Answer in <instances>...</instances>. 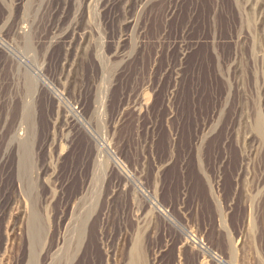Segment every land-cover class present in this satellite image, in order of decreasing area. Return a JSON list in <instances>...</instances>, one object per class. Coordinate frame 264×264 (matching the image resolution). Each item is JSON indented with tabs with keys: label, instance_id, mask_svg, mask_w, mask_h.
I'll return each instance as SVG.
<instances>
[{
	"label": "rangeland",
	"instance_id": "374dc122",
	"mask_svg": "<svg viewBox=\"0 0 264 264\" xmlns=\"http://www.w3.org/2000/svg\"><path fill=\"white\" fill-rule=\"evenodd\" d=\"M260 128L264 0H0V264H264Z\"/></svg>",
	"mask_w": 264,
	"mask_h": 264
},
{
	"label": "bare ground",
	"instance_id": "6f19581e",
	"mask_svg": "<svg viewBox=\"0 0 264 264\" xmlns=\"http://www.w3.org/2000/svg\"><path fill=\"white\" fill-rule=\"evenodd\" d=\"M262 128H263V127H262ZM262 128H260V129H259V131H260V133H261V134H263V135H264V131H263V129H262Z\"/></svg>",
	"mask_w": 264,
	"mask_h": 264
}]
</instances>
